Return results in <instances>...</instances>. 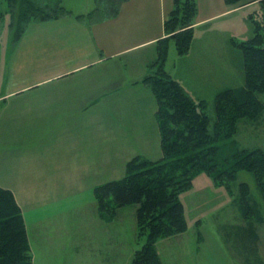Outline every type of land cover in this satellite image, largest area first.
<instances>
[{
	"label": "crops",
	"instance_id": "1",
	"mask_svg": "<svg viewBox=\"0 0 264 264\" xmlns=\"http://www.w3.org/2000/svg\"><path fill=\"white\" fill-rule=\"evenodd\" d=\"M174 6L175 0H128L113 18L90 22L80 13L28 29L0 69V187L19 203L37 204L52 188L83 194L116 181L135 157H163L158 103L144 80L155 72ZM232 7L197 0L190 51L168 55L166 71L190 93L213 87L207 71L193 80L205 70L197 44L203 51L208 37L197 38V30L225 31L240 10ZM221 67L222 90L229 76Z\"/></svg>",
	"mask_w": 264,
	"mask_h": 264
},
{
	"label": "rangeland",
	"instance_id": "2",
	"mask_svg": "<svg viewBox=\"0 0 264 264\" xmlns=\"http://www.w3.org/2000/svg\"><path fill=\"white\" fill-rule=\"evenodd\" d=\"M107 5L112 6L110 0H0V69H5L10 60L12 62L14 48L32 25L80 13H88L86 18L90 22L101 21L109 14L105 10ZM232 9L240 10L229 15L225 31L199 28L196 33L197 38L208 37L203 51L201 43L197 44L199 53L205 57V61L203 56L199 59L205 63V70L197 76L193 73V80H202L201 75L207 71L213 87L207 85L206 91L192 88L195 93H190L187 85L180 83L185 93L199 105L198 111L210 118L206 129L210 134L214 133L217 121L215 97L224 90L221 87H225L218 83L219 67L223 66V72L227 68L228 88L246 86L248 75L242 67L244 59L240 47H264V4L254 2ZM174 53L177 55L178 51L172 41L168 50L170 59ZM153 68L155 72L149 76L157 73L156 63ZM254 100L256 107L251 118L236 123L233 132L227 131L228 127L223 124L218 129L221 133L218 141L209 142L211 147L219 148V167L215 175L195 170L192 188L179 196L185 209L187 231L158 236L154 244L158 264H264V225L252 218L241 220L240 211L232 202L233 198L251 195L264 216L260 190L248 171L237 170L234 182L228 178L234 171L230 163L238 150H264V92L255 93ZM227 132L232 133L229 138H226ZM196 153V150L188 151L178 163H186L187 157ZM139 157L152 162L160 160ZM125 174L126 171L117 173V180ZM76 191L52 188L51 195L37 204L19 203L14 198L13 204L20 208L27 226V254L32 264H147L149 255H144L143 260L136 258L145 250L154 229L140 226L136 218L137 206L117 210L115 214L105 213L99 208L95 188L84 189L83 194L81 189L79 193ZM252 221L261 235L257 252L244 247L237 237V229L248 227Z\"/></svg>",
	"mask_w": 264,
	"mask_h": 264
},
{
	"label": "trees",
	"instance_id": "3",
	"mask_svg": "<svg viewBox=\"0 0 264 264\" xmlns=\"http://www.w3.org/2000/svg\"><path fill=\"white\" fill-rule=\"evenodd\" d=\"M127 1L110 0L112 6H106L105 10L109 12L106 18L118 15L122 4ZM225 1L229 6L254 2L264 4V0ZM197 11V0H175L174 9L165 22L167 37L160 40L157 46V73L144 80L158 102L156 114L161 128L163 157L154 162L135 157L127 163L122 179L95 188L102 212L115 214L117 210L137 206L136 218L140 226L154 229L145 250H141L136 258L143 260L144 255H149L147 264H158L154 248L158 236L168 237L187 231L185 209L179 196L192 188L195 170L216 174L219 148L211 147L209 142L218 141L221 134L218 129L223 124L228 127L227 131L233 132L236 123L251 118L256 107L255 93L264 92V47H240L244 59L242 67L248 75L246 86L227 88L216 95L214 133L206 131L210 118L198 111L199 105L164 68L171 40L179 55H186L190 51ZM231 135L227 132L226 138ZM190 150L198 153L188 156L186 163H178ZM230 164L234 171L228 178L234 182L237 170L252 173L264 201V150H238ZM14 198L12 191L0 187V264H32L27 254V226L20 208L13 204ZM232 202L240 211L238 213L243 221L252 218L257 224L264 225L259 204L253 201L251 195L233 198ZM254 221L246 228H238L237 237L244 247H251L252 251L257 252L259 236L254 229Z\"/></svg>",
	"mask_w": 264,
	"mask_h": 264
}]
</instances>
